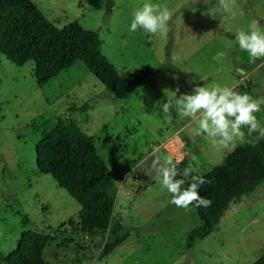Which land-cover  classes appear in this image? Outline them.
Returning a JSON list of instances; mask_svg holds the SVG:
<instances>
[{"label":"rangeland","instance_id":"obj_1","mask_svg":"<svg viewBox=\"0 0 264 264\" xmlns=\"http://www.w3.org/2000/svg\"><path fill=\"white\" fill-rule=\"evenodd\" d=\"M33 1L58 27L78 22L97 32L103 40V53L121 76L146 66L153 67L155 73L127 99H120L82 61L39 86L34 61L17 66L2 58V253H12L22 232L33 230L56 234L45 252L48 264L255 262L264 253V184L244 196L225 214L217 231L188 251V234L202 226L203 219L192 206L186 210L170 203L171 194L151 164L156 156L170 155L182 172L195 155L198 163L194 162L187 179L192 180V176L201 177L223 164L241 145L217 147L206 135H196V123L176 117L174 110L169 123L157 102H166L165 89L179 87L186 93L196 84L213 83L233 87L254 99L264 98V58L253 59L235 39L237 31H248L253 20L264 29V0H227V9L219 0H150L167 6L172 13L168 31L156 34L130 31L134 10L146 0ZM256 116L264 126V104ZM67 123L80 126L95 139L119 188L115 219L107 231H77L81 205L38 167L37 144ZM242 130L245 143L256 139L257 133L248 136L247 128ZM115 228L130 236L104 257L103 249Z\"/></svg>","mask_w":264,"mask_h":264},{"label":"trees","instance_id":"obj_2","mask_svg":"<svg viewBox=\"0 0 264 264\" xmlns=\"http://www.w3.org/2000/svg\"><path fill=\"white\" fill-rule=\"evenodd\" d=\"M102 47L97 32L78 22L58 27L33 0H0V64L3 57L17 66L34 61L39 86L82 61L117 98L127 99L154 75L155 69L146 66L121 76ZM37 161L40 171L52 176L81 205L77 231L97 234L110 228L119 188L91 135L75 124L59 125L37 144ZM201 177L208 182L199 188V195L212 203L210 207L191 205L204 223L189 232L188 251L217 231L225 214L244 196L264 184V139L241 144L223 164ZM191 182L186 180L185 187ZM55 235L25 230L12 253L5 255L0 248V264H48L45 252ZM129 236L128 231L113 229L103 256L110 255ZM252 264H264V253Z\"/></svg>","mask_w":264,"mask_h":264},{"label":"clouds","instance_id":"obj_3","mask_svg":"<svg viewBox=\"0 0 264 264\" xmlns=\"http://www.w3.org/2000/svg\"><path fill=\"white\" fill-rule=\"evenodd\" d=\"M219 4L225 9L228 8L227 0H219ZM171 15L167 6L146 0L141 7L134 10L130 31L142 29L149 34L166 33ZM248 29L235 34L239 48L253 59L264 58V29L256 20L251 21ZM164 92L166 102H157L164 118L170 123L174 119V110L176 117L187 118L196 123V135H206L217 147L234 149L238 144L245 143V132L242 130L244 128H247L248 136L257 133V141L264 139V126L256 116L261 111L264 98L254 99L247 93L235 91L233 87L216 83L210 86L196 84L191 92L186 93L180 92L179 87L174 91L165 89ZM194 162L198 163V158L192 155L188 166L182 172L177 168L178 162L174 163L170 155L156 156L151 164V168L162 178V186L171 194L170 203L186 210L191 205L210 207L212 203L199 195V188L208 182L203 177L192 176V182L183 187L194 171Z\"/></svg>","mask_w":264,"mask_h":264},{"label":"built area","instance_id":"obj_4","mask_svg":"<svg viewBox=\"0 0 264 264\" xmlns=\"http://www.w3.org/2000/svg\"><path fill=\"white\" fill-rule=\"evenodd\" d=\"M115 215V214H114ZM113 215V218H112V221H114V219H115V216ZM116 218H119V217H116Z\"/></svg>","mask_w":264,"mask_h":264},{"label":"water","instance_id":"obj_5","mask_svg":"<svg viewBox=\"0 0 264 264\" xmlns=\"http://www.w3.org/2000/svg\"><path fill=\"white\" fill-rule=\"evenodd\" d=\"M248 67H250L251 65H247ZM242 72H244V70H241Z\"/></svg>","mask_w":264,"mask_h":264}]
</instances>
